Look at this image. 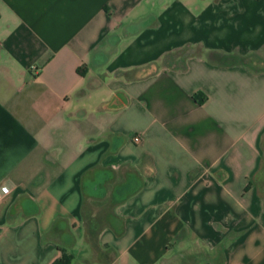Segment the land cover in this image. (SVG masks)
Listing matches in <instances>:
<instances>
[{
    "label": "crops",
    "instance_id": "crops-1",
    "mask_svg": "<svg viewBox=\"0 0 264 264\" xmlns=\"http://www.w3.org/2000/svg\"><path fill=\"white\" fill-rule=\"evenodd\" d=\"M61 253L264 264V0H0V264Z\"/></svg>",
    "mask_w": 264,
    "mask_h": 264
},
{
    "label": "trees",
    "instance_id": "trees-1",
    "mask_svg": "<svg viewBox=\"0 0 264 264\" xmlns=\"http://www.w3.org/2000/svg\"><path fill=\"white\" fill-rule=\"evenodd\" d=\"M201 101L202 99L199 100V102ZM69 261H70V256L65 253H61V255L57 259H55L51 264H68Z\"/></svg>",
    "mask_w": 264,
    "mask_h": 264
},
{
    "label": "built area",
    "instance_id": "built-area-1",
    "mask_svg": "<svg viewBox=\"0 0 264 264\" xmlns=\"http://www.w3.org/2000/svg\"><path fill=\"white\" fill-rule=\"evenodd\" d=\"M133 140H134V141H137V140H138V138H137V137H134V138H133Z\"/></svg>",
    "mask_w": 264,
    "mask_h": 264
}]
</instances>
